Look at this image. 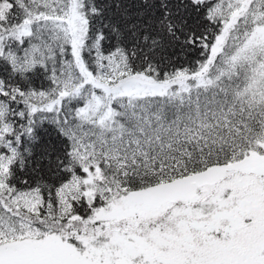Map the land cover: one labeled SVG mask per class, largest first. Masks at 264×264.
I'll return each instance as SVG.
<instances>
[{"label": "snow or ice", "instance_id": "obj_1", "mask_svg": "<svg viewBox=\"0 0 264 264\" xmlns=\"http://www.w3.org/2000/svg\"><path fill=\"white\" fill-rule=\"evenodd\" d=\"M0 264H264V0H0Z\"/></svg>", "mask_w": 264, "mask_h": 264}]
</instances>
